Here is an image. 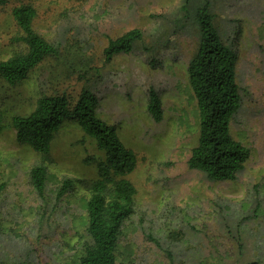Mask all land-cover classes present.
<instances>
[{
    "label": "rangeland",
    "instance_id": "1",
    "mask_svg": "<svg viewBox=\"0 0 264 264\" xmlns=\"http://www.w3.org/2000/svg\"><path fill=\"white\" fill-rule=\"evenodd\" d=\"M30 4L33 29L57 50L14 85L0 79V264H78L86 232L82 180L104 158L76 119H65L43 161L8 125L44 95L74 105L83 89L98 97L97 115L114 125L137 156L128 176L136 192L120 230L118 264H264V0H8L0 5V61L26 51L12 10ZM214 15L237 54L241 105L230 122L249 158L233 180H212L187 164L198 137V109L187 65L198 42L197 8ZM138 28L130 52L106 61L109 39ZM163 116L148 111V92ZM46 168L45 191L30 179ZM68 191L57 196L63 180Z\"/></svg>",
    "mask_w": 264,
    "mask_h": 264
},
{
    "label": "trees",
    "instance_id": "2",
    "mask_svg": "<svg viewBox=\"0 0 264 264\" xmlns=\"http://www.w3.org/2000/svg\"><path fill=\"white\" fill-rule=\"evenodd\" d=\"M8 0H0V5ZM35 9L21 4L12 10L26 51L0 61V79L10 85L21 82L45 57L56 56V48L40 36L32 26ZM198 42L187 65L188 82L198 109V137L187 164L205 172L212 180H233L249 158L250 150L232 137L230 122L241 105L236 82L237 54L220 37L214 15L206 5L197 8ZM142 39V32L132 28L109 39L103 50L106 61L120 52H130ZM98 97L83 89L74 105L65 94L40 97L27 115L15 114L10 123L19 143L29 144L43 161L50 159V144L55 132L67 118L76 119L83 132L92 137L104 158L90 157L96 162L97 177L82 180L91 195L85 202L86 232L89 242L83 247L78 264H118V238L124 220L133 210L136 192L128 176L137 167L136 153L126 147L116 128L97 115ZM148 111L155 121L163 116L160 96L152 88L148 92ZM6 124L0 117V132ZM34 189L45 191L46 168L30 170ZM71 179L63 180L57 196L68 191ZM4 183H0V194ZM245 264H261L248 261Z\"/></svg>",
    "mask_w": 264,
    "mask_h": 264
}]
</instances>
